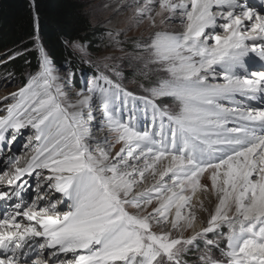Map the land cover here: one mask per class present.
Returning a JSON list of instances; mask_svg holds the SVG:
<instances>
[{
    "label": "snow or ice",
    "instance_id": "1",
    "mask_svg": "<svg viewBox=\"0 0 264 264\" xmlns=\"http://www.w3.org/2000/svg\"><path fill=\"white\" fill-rule=\"evenodd\" d=\"M29 4L38 71L0 106V264H264V0H119L147 35L108 31L123 55L100 62L67 41L91 73L74 98Z\"/></svg>",
    "mask_w": 264,
    "mask_h": 264
},
{
    "label": "trees",
    "instance_id": "2",
    "mask_svg": "<svg viewBox=\"0 0 264 264\" xmlns=\"http://www.w3.org/2000/svg\"><path fill=\"white\" fill-rule=\"evenodd\" d=\"M40 35L54 64L59 68L69 65L72 70L88 66L75 55L67 44L71 39L86 38L91 49L96 45L95 29L82 0H40ZM32 12L29 0H0V55L21 51L22 55L0 66V72L12 73L24 79V74L36 72L39 53L33 47ZM27 49V51H24ZM86 67V68H85ZM74 81L77 84V76Z\"/></svg>",
    "mask_w": 264,
    "mask_h": 264
},
{
    "label": "rangeland",
    "instance_id": "3",
    "mask_svg": "<svg viewBox=\"0 0 264 264\" xmlns=\"http://www.w3.org/2000/svg\"><path fill=\"white\" fill-rule=\"evenodd\" d=\"M83 3L86 6V11L91 19L93 28L95 29V37L96 39V45L90 48L91 58L94 61L100 62L103 60L106 56H117L120 57L123 55V53L112 44L111 38L107 35L108 31H117L120 29H129L131 28V31H128L127 36L128 37H138L141 35V33H144L147 35V33L144 32L145 25H141L139 27L135 26L134 22L130 19L131 13L130 12H121L120 14H117L113 10V6L117 3H119V0H82ZM107 5V7H106ZM176 27H179V25H176ZM73 49V48H72ZM75 55L79 57L81 60L80 54L73 49ZM6 55H0V59H5ZM84 66H87L85 63L82 62ZM60 75L64 76L67 73L64 71V69H68L67 67L59 68ZM131 70L129 69V72ZM30 72L27 70L24 74V79L29 77ZM86 76H84L82 81V87L74 90V94L80 92L85 84ZM6 79H11L12 83L5 84ZM19 77L12 74L10 77L8 73L0 72V106L3 104L2 98L9 95V93L16 92L19 88L22 87L20 83ZM134 85L129 84V87H133ZM252 103H255L253 101ZM120 145H116L115 149H113V152L119 150ZM210 206H214V201L209 200ZM206 215V214H205ZM203 218V217H202Z\"/></svg>",
    "mask_w": 264,
    "mask_h": 264
},
{
    "label": "bare ground",
    "instance_id": "4",
    "mask_svg": "<svg viewBox=\"0 0 264 264\" xmlns=\"http://www.w3.org/2000/svg\"><path fill=\"white\" fill-rule=\"evenodd\" d=\"M255 2H257V3H259V0H255ZM56 66V65H55ZM70 92V91H69ZM72 93H70L69 94V96L71 97L72 95H71ZM255 104V103H254ZM28 138L25 136V135H22L21 137H19L18 138V140L15 142V143H17V144H25V142H26V140H27ZM15 150H17L19 153H21L22 155H24L26 152V150L24 149V150H21L20 149V146H17V147H15ZM14 152V151H13ZM213 201H214V198L212 199ZM206 205L207 206H210V203H209V201H206ZM211 207V206H210Z\"/></svg>",
    "mask_w": 264,
    "mask_h": 264
}]
</instances>
